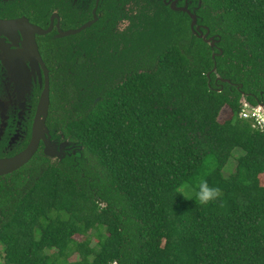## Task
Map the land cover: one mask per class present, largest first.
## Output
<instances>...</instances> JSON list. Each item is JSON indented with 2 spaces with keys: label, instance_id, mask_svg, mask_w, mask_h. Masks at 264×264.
Masks as SVG:
<instances>
[{
  "label": "trees",
  "instance_id": "16d2710c",
  "mask_svg": "<svg viewBox=\"0 0 264 264\" xmlns=\"http://www.w3.org/2000/svg\"><path fill=\"white\" fill-rule=\"evenodd\" d=\"M201 1L222 52L188 28L75 117L77 164L15 174L0 264H264V130L239 116L243 93L264 102V0ZM204 178L221 197L202 206Z\"/></svg>",
  "mask_w": 264,
  "mask_h": 264
},
{
  "label": "flooded vegetation",
  "instance_id": "af4514ba",
  "mask_svg": "<svg viewBox=\"0 0 264 264\" xmlns=\"http://www.w3.org/2000/svg\"><path fill=\"white\" fill-rule=\"evenodd\" d=\"M213 13L201 0H0V190L7 199L18 197L9 188L15 174L77 164L84 147L69 132L75 117L153 68L157 52L185 40L188 28L203 42L199 34L220 39L207 23ZM208 48L212 60L221 49ZM35 139L31 158L2 172V161Z\"/></svg>",
  "mask_w": 264,
  "mask_h": 264
},
{
  "label": "water",
  "instance_id": "95a60500",
  "mask_svg": "<svg viewBox=\"0 0 264 264\" xmlns=\"http://www.w3.org/2000/svg\"><path fill=\"white\" fill-rule=\"evenodd\" d=\"M191 17H192L191 28L193 29V27H194V25L196 23V18H195V15H191ZM198 28L199 27H197V29ZM195 32L196 31L193 30V34H195ZM207 35H208V33L199 34V37L202 38L207 44H209L211 49H215V44L218 43L219 38L218 39H216L215 37L207 38ZM221 52H222L221 49H219V53L218 54H220ZM214 57L215 56L213 54V59H214ZM212 71L216 73V66L215 65L212 68ZM208 76H209V74H208ZM43 103H44V111H46L47 107H48V103H49L48 98H45ZM240 107H242V108L243 107H247L248 109L260 112L261 115L264 117V103H257L255 105H252V104H250V102H248L247 95L244 94V93L242 94V97L240 98ZM40 108H41V106H40ZM37 141L38 140L35 139L34 143L31 142V144L28 146V148L25 151H23L21 154L15 156L14 158L2 161L1 164L7 166V168L5 170H3L2 172H10V171H12L14 169H17L18 167L23 165L25 162H27L31 158V156L33 155V153L36 150ZM76 145H79V144L76 143ZM80 149H82V147H80ZM54 151L55 150H53V152ZM46 152L49 153L48 152V146L46 148ZM50 155H54V154H52V152H50ZM56 155H57V157H59L61 159L64 154L60 153V152H56ZM81 155H82V152H81Z\"/></svg>",
  "mask_w": 264,
  "mask_h": 264
},
{
  "label": "clouds",
  "instance_id": "9594fccd",
  "mask_svg": "<svg viewBox=\"0 0 264 264\" xmlns=\"http://www.w3.org/2000/svg\"><path fill=\"white\" fill-rule=\"evenodd\" d=\"M196 199L200 205H207L221 197V189L217 186H210L206 178L201 179L197 185Z\"/></svg>",
  "mask_w": 264,
  "mask_h": 264
},
{
  "label": "rangeland",
  "instance_id": "374dc122",
  "mask_svg": "<svg viewBox=\"0 0 264 264\" xmlns=\"http://www.w3.org/2000/svg\"><path fill=\"white\" fill-rule=\"evenodd\" d=\"M230 116V112L226 109L223 110L220 113L219 116V120H224L226 118H228ZM236 154H238V151H235ZM235 163V159L232 158L231 162L227 165V169L225 170L224 174L227 175L228 173H230L231 171H234V165ZM179 192L184 195L185 197H191L194 194V190L192 189V185L191 184H184L180 189ZM77 238H81L80 236H77ZM0 250H2V246L0 244ZM77 259L76 256H73L72 258H70V260H75Z\"/></svg>",
  "mask_w": 264,
  "mask_h": 264
},
{
  "label": "built area",
  "instance_id": "2783aa9c",
  "mask_svg": "<svg viewBox=\"0 0 264 264\" xmlns=\"http://www.w3.org/2000/svg\"><path fill=\"white\" fill-rule=\"evenodd\" d=\"M239 116L243 119H250L256 128L264 130V117L260 112L243 107Z\"/></svg>",
  "mask_w": 264,
  "mask_h": 264
}]
</instances>
